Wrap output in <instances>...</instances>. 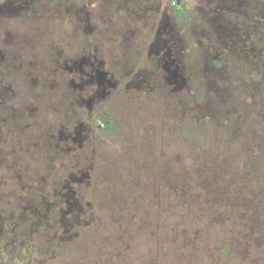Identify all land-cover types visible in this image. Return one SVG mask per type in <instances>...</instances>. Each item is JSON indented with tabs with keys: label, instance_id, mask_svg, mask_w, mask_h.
<instances>
[{
	"label": "rangeland",
	"instance_id": "1",
	"mask_svg": "<svg viewBox=\"0 0 264 264\" xmlns=\"http://www.w3.org/2000/svg\"><path fill=\"white\" fill-rule=\"evenodd\" d=\"M201 46L191 45L192 94L172 93L175 83L166 93L162 86L148 112L120 94L103 101L118 130L84 140L95 149V172L80 185L75 219L51 193L49 201L58 203L52 212L32 211L17 189L24 173L0 162L7 196L0 213L8 217L0 227V264H264L261 103L242 114L249 104L241 108L229 97L232 80H213ZM191 121L202 130L185 132ZM36 189L29 191L40 200L45 193ZM60 192L67 198L66 188Z\"/></svg>",
	"mask_w": 264,
	"mask_h": 264
},
{
	"label": "flooded vegetation",
	"instance_id": "2",
	"mask_svg": "<svg viewBox=\"0 0 264 264\" xmlns=\"http://www.w3.org/2000/svg\"><path fill=\"white\" fill-rule=\"evenodd\" d=\"M191 2L0 0V134L6 135L0 162L24 173L17 189L32 211L52 212L58 203L49 201L51 193L73 219L79 216L83 200L77 193L95 172V149L84 140L118 130L103 101L120 94L148 112L146 104L162 86L166 93L175 83L172 93L192 94L193 42L206 46L213 80H232L229 97L241 108L249 104L242 114L251 115L260 102L257 115L264 117V0ZM200 128L191 121L184 131ZM30 188L45 194L38 200ZM65 188L67 198L60 192ZM1 213L0 227L8 218Z\"/></svg>",
	"mask_w": 264,
	"mask_h": 264
}]
</instances>
